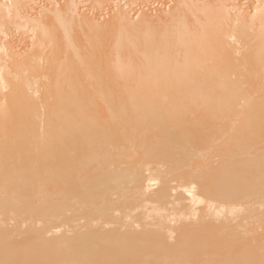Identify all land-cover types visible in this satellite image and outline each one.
<instances>
[{
    "label": "bare ground",
    "instance_id": "1",
    "mask_svg": "<svg viewBox=\"0 0 264 264\" xmlns=\"http://www.w3.org/2000/svg\"><path fill=\"white\" fill-rule=\"evenodd\" d=\"M117 1L0 0V264H264V0Z\"/></svg>",
    "mask_w": 264,
    "mask_h": 264
},
{
    "label": "rangeland",
    "instance_id": "2",
    "mask_svg": "<svg viewBox=\"0 0 264 264\" xmlns=\"http://www.w3.org/2000/svg\"><path fill=\"white\" fill-rule=\"evenodd\" d=\"M78 1H80V0H78ZM89 1V0H88ZM88 1H86V0H84V2L86 3H88ZM92 1V0H91ZM117 1V0H116ZM129 1H132V0H129ZM135 1L136 0H133V2L134 3H132V9H131V6H130V9L127 7V11H129V10H131V11H129V14L131 13V17H134L135 15H138V13H141V12H144V13H147V14H152V15H157V14H159L160 13V11H161V8H162V10H167V11H171L172 9H173V7L176 5V4H178V2H179V0L177 1V0H138V1H136L137 3H135ZM148 1L150 2V3H148ZM164 1V2H163ZM175 3H174V2ZM85 3H81L80 5H81V7L82 8H84L83 10L85 11V13H86V11H87V13H88V11H89V13H91V12H93V11H91L92 9H91V7L92 6H90V5H93V4H91V3H93V2H90L89 4H85ZM117 3H118V1H117ZM147 3H148V5H147ZM171 3H174V4H171ZM85 4V5H84ZM162 4L164 5L163 7L165 8V9H163V7H161L162 6ZM168 4H170V5H168ZM172 5V6H171ZM84 6V7H83ZM86 6V7H85ZM89 6V7H88ZM120 6V5H119ZM167 6H169V10H168V8H167ZM171 6V7H170ZM86 8V9H85ZM106 8V7H105ZM105 8H102L103 9V12L102 13H100V14H104V18H106V19H109L110 18V15L109 14H111V9H105ZM126 8V7H125ZM90 9V10H89ZM94 9V8H93ZM101 9V10H102ZM152 10V12H151V10ZM171 9V10H170ZM97 11H98V9H96ZM96 10H95V12H96ZM107 11V13L106 14H108L109 12V17H108V15L106 16L105 15V12ZM124 10V9H123ZM146 10V11H145ZM154 10V11H153ZM156 10H159V13H158V11L156 12ZM91 11V12H90ZM105 11V12H104ZM109 11V12H108ZM133 11V12H132ZM100 12V10L98 11V12H96V14H98ZM149 12V13H148ZM153 12H154V14H153ZM164 12H166V11H164ZM135 13H137V14H135ZM161 13H163V12H161ZM133 14V15H132ZM99 15V14H98ZM135 19V18H134Z\"/></svg>",
    "mask_w": 264,
    "mask_h": 264
}]
</instances>
